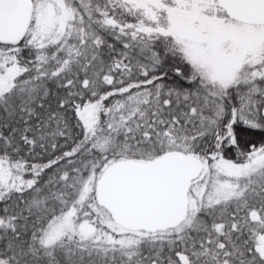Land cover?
<instances>
[{
  "label": "snow or ice",
  "instance_id": "1",
  "mask_svg": "<svg viewBox=\"0 0 264 264\" xmlns=\"http://www.w3.org/2000/svg\"><path fill=\"white\" fill-rule=\"evenodd\" d=\"M0 264H264V0H0Z\"/></svg>",
  "mask_w": 264,
  "mask_h": 264
}]
</instances>
